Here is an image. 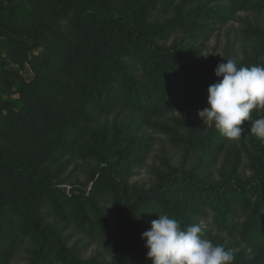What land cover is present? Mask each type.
I'll return each instance as SVG.
<instances>
[{"label": "trees", "instance_id": "trees-1", "mask_svg": "<svg viewBox=\"0 0 264 264\" xmlns=\"http://www.w3.org/2000/svg\"><path fill=\"white\" fill-rule=\"evenodd\" d=\"M6 2L0 0V77L19 96L0 93V264H9L23 241L36 254L30 264H103L81 260L51 217L109 236L104 243L117 264H152L141 234L158 213L182 228L199 223L205 238L233 252L232 264H264V140L250 130L264 109L252 111L239 147L214 124L203 133L177 118L185 130L168 129L188 156L200 149L198 167L223 158L219 179L168 162L149 188L131 184V161L141 153L120 150L143 122L209 107L207 89L222 79L214 69L230 58L199 59L191 40L232 10L264 11V0ZM178 32L189 37L167 43ZM244 33L254 42L261 38V46L256 60L237 64L264 65V27ZM41 38L45 52L33 60L29 51ZM27 62L35 72L30 81L19 71ZM121 112L136 114L127 124L106 118ZM140 140L139 148L146 146ZM77 159L91 172L88 194H69L59 184Z\"/></svg>", "mask_w": 264, "mask_h": 264}, {"label": "rangeland", "instance_id": "rangeland-1", "mask_svg": "<svg viewBox=\"0 0 264 264\" xmlns=\"http://www.w3.org/2000/svg\"><path fill=\"white\" fill-rule=\"evenodd\" d=\"M34 0H10L6 4L15 5L17 3H22L25 6H29ZM179 0H177L178 2ZM175 7V6H174ZM189 7V6H185ZM184 8V9H185ZM52 28H59L60 35L63 29L60 27L59 22L52 18ZM58 22V25H55ZM65 22V21H64ZM64 22L62 24H64ZM264 27V11H249V10H232L228 14L227 19L219 20L214 18L199 37L191 40L194 42L192 45L194 49L198 50L196 55L199 59H209L221 60L225 57H229L236 63H247L254 61L256 52L259 46H261V38L255 39V42L250 39L244 30H249L251 27L257 26ZM64 26V25H63ZM45 36L50 37V33H46ZM177 40H185L189 37L188 33L178 32L177 34H172L167 43H171L174 38ZM45 39H37L38 45L36 48L29 51V56L34 60L35 56L42 57L45 49ZM34 44V40H31ZM257 45V49L254 47ZM7 49H4V53ZM259 52V51H258ZM264 58V55L262 56ZM21 75L28 81H30L34 75V69L32 67V62H27L19 68ZM1 65H0V76H1ZM16 86V85H14ZM15 88V87H14ZM0 93L3 98H17L19 96L18 91H13L12 88L3 86L0 77ZM8 106L2 108V111L6 113ZM198 109L188 107L184 110H173L165 115H160L154 117V123L150 121L143 122L139 127L131 128L128 132L130 140L125 142L124 146L120 147L123 153H126L127 149L134 148L137 153H141V158L139 160H132L130 165V171L127 176L128 181L131 184L143 185L146 188L152 186L156 180L155 174L157 171L165 170L164 168L169 164L180 166L186 168L185 170L195 169L194 171H200L202 174L207 173L209 178L219 179L224 173L225 162L223 158H220L215 163H209V165H204L203 167H198V164L202 162L200 160V149H195L193 155L188 156L183 147L174 141L173 135H171L170 128L179 129L184 131L185 127L177 123V118L187 119L197 128H200L203 133H207L213 124H205L203 119L198 116ZM134 113V112H133ZM125 113L120 114H110L106 118L110 121L115 118L118 122H127L135 116L136 113ZM152 120V118H151ZM1 124V123H0ZM172 130V131H173ZM143 138V143L146 146L139 148V144ZM4 140V138H3ZM243 141V135L236 140V145L241 146ZM247 144H249V139H247ZM123 145V144H122ZM90 169L79 159L70 161L64 168V173L61 175V180L59 183L65 189L72 184H81L86 186L90 181ZM99 203L103 204L101 200ZM107 209H111L112 206L109 202L104 203ZM52 222L56 223V228L60 231L61 235L65 237V243L69 247L75 248L80 255L81 260L87 262H102L103 264H117L114 259V254L105 245V239L109 236L94 235L91 236L86 230H81L80 227L76 225L75 222H63L59 221L55 217L50 218ZM36 258V254L26 249V243L23 241L11 255L9 264H30ZM53 264H61V261H57Z\"/></svg>", "mask_w": 264, "mask_h": 264}, {"label": "clouds", "instance_id": "clouds-1", "mask_svg": "<svg viewBox=\"0 0 264 264\" xmlns=\"http://www.w3.org/2000/svg\"><path fill=\"white\" fill-rule=\"evenodd\" d=\"M214 73L222 79L209 85V107L199 110L198 116L205 124H214L226 138L238 140L252 111L264 109V65L239 66L228 59L218 63ZM250 130L264 140V117L255 119ZM203 233L199 223L182 228L177 219L158 213L141 238L152 264H232L233 252Z\"/></svg>", "mask_w": 264, "mask_h": 264}, {"label": "water", "instance_id": "water-1", "mask_svg": "<svg viewBox=\"0 0 264 264\" xmlns=\"http://www.w3.org/2000/svg\"><path fill=\"white\" fill-rule=\"evenodd\" d=\"M93 182L88 183L86 186H82L81 184H72L67 187V192L69 194L72 193H82V194H88L91 187H92Z\"/></svg>", "mask_w": 264, "mask_h": 264}]
</instances>
